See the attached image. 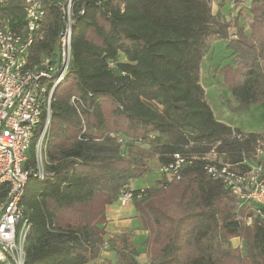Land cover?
Returning a JSON list of instances; mask_svg holds the SVG:
<instances>
[{"label":"trees","instance_id":"16d2710c","mask_svg":"<svg viewBox=\"0 0 264 264\" xmlns=\"http://www.w3.org/2000/svg\"><path fill=\"white\" fill-rule=\"evenodd\" d=\"M230 1L246 4L248 33L238 12L223 19L221 3L214 13V0H73L72 63L51 103L48 177L30 179L21 199L31 223L24 264H92L106 242L114 264H140L131 232L105 238L106 210L150 162L167 166L176 154L196 157L179 180L134 192L146 264H264V216L238 209L205 170L264 165V155L257 160L264 130L217 121L200 85L202 61L213 42L223 41L229 62L209 72L222 76L236 110L264 102V0ZM59 2L47 0L45 33L30 50L31 64L57 47ZM24 17L18 0L0 8V22L18 33ZM72 96L83 103L80 113ZM29 156L33 163V146ZM235 238L243 255L230 246Z\"/></svg>","mask_w":264,"mask_h":264},{"label":"built area","instance_id":"2783aa9c","mask_svg":"<svg viewBox=\"0 0 264 264\" xmlns=\"http://www.w3.org/2000/svg\"><path fill=\"white\" fill-rule=\"evenodd\" d=\"M11 1L0 0V8ZM18 1L25 14L24 31L12 30L7 20L0 22V264H24V244L31 223L24 216L21 199L30 179L44 181L48 177L45 150L51 102L58 85L69 76L76 24L73 0L59 2L61 31L57 47L54 53L43 55L31 64L30 50L44 37L47 0ZM79 14H83V10ZM70 103L75 108L83 106L75 96L70 98ZM32 146L33 163L29 160ZM195 159L176 154L169 165L159 166L158 170L167 182L179 180L181 169ZM205 170L230 191L238 209L247 208L255 216H264V165L261 162L251 164L249 170H244L242 165L223 163L207 165ZM134 192L130 186L124 187L115 204L126 208L133 201Z\"/></svg>","mask_w":264,"mask_h":264},{"label":"rangeland","instance_id":"374dc122","mask_svg":"<svg viewBox=\"0 0 264 264\" xmlns=\"http://www.w3.org/2000/svg\"><path fill=\"white\" fill-rule=\"evenodd\" d=\"M221 3L224 4L221 9L222 18L228 20L232 16V14L238 12L240 15L239 25L243 27L248 33V24L250 21V17L246 9V4L244 3L236 8L230 0H214V3L212 5L214 13L217 12ZM230 34H233L232 30L230 31ZM231 37L234 38L233 36ZM225 45L226 43L223 41L213 42L210 52L202 61L200 70V85L206 92V100L208 101L215 117L219 122H222L234 128H238L243 132H261L264 130V102L258 106H254L246 110H236L238 103L231 98L230 93L224 87L222 76H214L209 72V69L223 66L229 62L230 53L229 51L225 50ZM262 64L264 65V63ZM76 109L78 110L77 112L80 113L81 107L77 105ZM263 155L264 153L262 151H259L257 160H262ZM208 158L210 160H215L216 157L212 154L208 156ZM149 165L150 166L148 173H146L142 178L132 181L133 187L137 188V190H142L147 187H153L155 186L157 181L163 179V176L158 170L159 165L155 161L150 162ZM108 223L105 226V238L113 235L114 233L117 234V231L119 230L131 233L136 232L133 235V245L138 252L137 260L140 264H146V257L144 254L146 236L140 233L141 230L138 226L137 221L133 226L128 225V227H120V223L112 224V221ZM110 245L111 244L109 242H106L99 258L92 264H114V252L110 248ZM230 246H232V248H239L241 250V254H244L243 243L238 238L232 239L230 241Z\"/></svg>","mask_w":264,"mask_h":264},{"label":"crops","instance_id":"0c3cea01","mask_svg":"<svg viewBox=\"0 0 264 264\" xmlns=\"http://www.w3.org/2000/svg\"><path fill=\"white\" fill-rule=\"evenodd\" d=\"M215 119L217 120L216 117H215ZM129 186L132 189L137 190V188L133 187L132 181L130 182ZM106 216H107V223L111 222V221L113 222L112 224L120 223V227H128V225L133 226L134 223H136V220L134 218L135 212H134V208L132 206V203L129 204V206H127V208H119L116 204H113L112 206L107 208ZM108 224H110V223H108ZM121 232H123V231L119 230V231H117V234H119ZM134 233H136V232H132L133 235H134ZM140 233L142 235L146 236V232L140 231ZM114 234H116V233H114ZM145 239H146V237H145ZM110 248L112 249V245H110Z\"/></svg>","mask_w":264,"mask_h":264}]
</instances>
